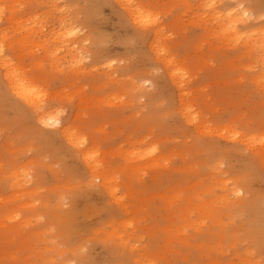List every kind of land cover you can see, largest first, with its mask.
<instances>
[{"label":"rangeland","instance_id":"rangeland-1","mask_svg":"<svg viewBox=\"0 0 264 264\" xmlns=\"http://www.w3.org/2000/svg\"><path fill=\"white\" fill-rule=\"evenodd\" d=\"M0 7L3 53L84 141L39 124L0 66V264H264V0Z\"/></svg>","mask_w":264,"mask_h":264},{"label":"bare ground","instance_id":"bare-ground-1","mask_svg":"<svg viewBox=\"0 0 264 264\" xmlns=\"http://www.w3.org/2000/svg\"><path fill=\"white\" fill-rule=\"evenodd\" d=\"M132 6H130L129 8V12H130V15H131V18L138 22V23H141L143 24V22H146V18H147V14L144 13L140 8H137V7H133L131 8ZM0 10H1V7H0ZM16 10V9H15ZM14 10V12H15ZM13 12L11 11V14L9 15L8 17V23L10 24V26L12 27V24H16L17 27L19 26H23L25 27L26 24L24 21L20 20V19H15L13 17ZM20 12H18V15H19ZM7 15V16H8ZM17 15V14H16ZM17 15V16H18ZM21 15H19L20 17ZM15 25V27H16ZM25 25V26H24ZM65 26V25H64ZM74 26V25H73ZM14 27V26H13ZM14 27V28H15ZM16 27V28H17ZM63 28V27H62ZM61 28V29H62ZM66 29V27H64ZM71 28V27H70ZM10 29V28H9ZM13 29V28H12ZM22 29V27L20 28ZM64 29V30H65ZM74 30V28H72ZM26 30V29H25ZM63 30V29H62ZM71 30V29H70ZM70 30H66L67 31V35H70L69 32ZM76 30V29H75ZM74 30V32H75ZM17 31V30H16ZM28 31V30H27ZM64 32V31H63ZM6 33V32H5ZM8 34L10 32H7ZM21 33V32H20ZM60 33L62 34V31H60ZM59 33V34H60ZM71 33V32H70ZM58 33H56V37L55 38H59ZM260 37L258 39V44L264 49V31L262 33H260ZM5 35L7 34H4V31H0V66L1 68L3 69V73H2V79L6 82V85H7V89L8 91L14 95L15 97H17L18 99H20L23 103H25L26 105H28L34 112H35V115H36V121L41 124V125H44L46 126L47 124H53V125H58L59 126V129L61 131L62 134H64L69 140H73L75 142V144H82L84 141L82 139V137L78 134L77 131L75 130H70L69 127H67L65 124L61 125V120L60 118L57 116V114H53V112L47 110L45 107H43L41 105V94H40V90H38V84L35 82V80L29 76L25 71V69L19 65L18 63L14 62L13 58L10 57L9 55H5L3 53V40H4V37ZM27 35V36H26ZM28 35L29 33H25L22 34L21 36H19L17 39H14V40H11L10 42H6L8 44L13 45V43H16L19 45V47H23L27 44V42H29L30 40L28 39ZM65 35V33L63 34ZM66 35V36H67ZM65 36V37H66ZM31 38V37H29ZM60 38H63L60 37ZM59 38V39H60ZM58 39V40H59ZM29 40V41H28ZM66 40V39H64ZM35 41V40H34ZM37 41V40H36ZM41 41V40H40ZM62 41V40H61ZM67 41V40H66ZM32 42V40H31ZM65 42V41H64ZM38 43V42H37ZM43 42L38 43L40 45H42ZM36 44V43H35ZM44 44V43H43ZM7 45V44H6ZM35 46V45H34ZM17 48V47H15ZM27 48V47H26ZM25 48V49H26ZM77 48L71 46L69 49H67V54L70 56L71 58V63H79L78 61V55L79 53H77ZM19 50V48H18ZM30 50V49H29ZM17 51V50H16ZM23 51V50H22ZM19 52V51H18ZM81 52V51H80ZM21 53V51L19 52ZM19 53L17 55H19ZM159 54V53H158ZM16 55V56H17ZM169 61V60H168ZM19 62V61H18ZM79 69V68H78ZM177 70H179L178 68L175 70L174 73L172 74H176L178 73ZM186 109V108H185ZM187 111V109H186ZM81 155H82V158L84 159L87 167L89 168V171L91 172L92 176H94V178H102L101 175L99 174V172H96L97 170V165L96 163L97 162H93L92 161V157H93V152L90 151V150H86V151H82L81 152ZM11 174V173H10ZM12 174H13V177H14V183L15 184H18L20 182L19 180V172H18V168L17 170L15 169V171H12ZM12 178V177H11ZM13 179V178H12ZM10 179V180H12ZM103 184L106 185L107 183V178H105V176H103ZM13 181V180H12ZM12 228V227H11ZM114 232L115 230L111 231V233L114 235ZM109 234V233H108ZM107 234V235H108ZM111 235V234H110ZM8 237V236H7ZM112 238V235L110 236ZM125 242V241H123ZM58 252H61L58 250ZM13 256V255H12ZM11 256V257H12ZM15 258V257H14ZM59 264V262H57ZM61 264V263H60ZM66 264V263H64ZM147 264H150V262L148 261Z\"/></svg>","mask_w":264,"mask_h":264}]
</instances>
